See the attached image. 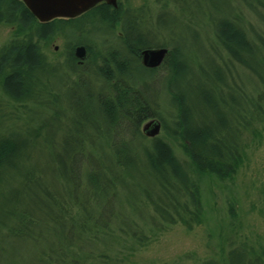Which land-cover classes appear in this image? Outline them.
Returning <instances> with one entry per match:
<instances>
[{
    "label": "trees",
    "instance_id": "16d2710c",
    "mask_svg": "<svg viewBox=\"0 0 264 264\" xmlns=\"http://www.w3.org/2000/svg\"><path fill=\"white\" fill-rule=\"evenodd\" d=\"M126 1L40 22L22 0H0V22L16 27L0 45V90L15 104L0 102V264H264V248L245 242L230 244L221 257L186 255L194 262L127 258L170 225L182 222L192 229L202 223L201 178L232 179L244 160L247 136L261 135L264 0H157L160 9L171 10L166 12ZM173 5L203 9V28L186 14L183 22H170L168 37L160 28L145 27L148 20L166 25L164 18L175 16ZM187 29L192 52L175 38ZM91 33L99 38L89 39ZM147 34L162 39L149 43ZM56 35L66 41L65 60L58 62L44 49ZM79 44L87 46L82 63L75 55ZM160 46L169 47L164 63L144 66L141 49ZM59 69L74 77L93 73L98 87L88 94L96 101L87 108L92 116L70 120L84 126L78 132L61 126L63 93L50 81ZM34 105L51 114L36 117ZM23 112L34 116L25 129L2 126ZM152 118L161 121L162 136L143 132L142 124ZM60 127H66L64 137H54ZM67 145L73 147L69 154ZM43 147L54 170H46ZM131 186L137 191L133 201L150 208L148 220L140 214L131 219L120 209Z\"/></svg>",
    "mask_w": 264,
    "mask_h": 264
},
{
    "label": "rangeland",
    "instance_id": "374dc122",
    "mask_svg": "<svg viewBox=\"0 0 264 264\" xmlns=\"http://www.w3.org/2000/svg\"><path fill=\"white\" fill-rule=\"evenodd\" d=\"M156 1L157 0H129L126 2L134 8L146 7L148 5L154 6V9L158 10V12L159 10L161 12L171 11L160 9ZM193 1L196 2V0ZM203 2L206 3L205 0ZM170 9H172L175 16L165 17L163 22L166 25H158L157 20L151 24L152 22L148 20L145 27L153 29L160 28L164 37H168L171 36V28L169 27L170 22L174 21L175 18L184 21L183 17L184 14H186L187 17H196L194 21L197 23V29L203 28V24L200 23L205 21L204 17L200 15L204 13L203 9L192 6L189 10H181V8L174 5L171 6ZM204 27L206 26L204 25ZM15 30V24L0 22V45L8 42L13 37ZM119 30L120 29H118V31ZM177 35L178 36H175L176 40L185 43L188 52H192V48H196L194 46L195 44H193L194 41H191L193 40L191 38V31L187 29L186 33L179 32ZM87 37L91 40H97L99 34L96 35V33H91L88 34ZM75 39L77 38L74 37L73 41ZM161 39V36L147 34V41L149 43L153 42L157 44ZM109 42L110 44H118L116 41ZM44 49L51 61L58 62L63 59L65 60L66 41L61 35H56L50 43L45 45ZM134 65L138 66V62L135 61ZM138 72L136 76L142 75L140 71ZM246 76L249 75L243 77L244 81L249 84L250 81ZM93 78V73L81 77H74L70 74V71L66 70L64 72L61 69H59L55 76L51 75L50 81L58 83L63 93V97L60 99V105H58L59 108L65 110L61 126L66 124L68 129H72L75 132L84 129L82 124L72 123L70 120H74V118L78 119V116H80L79 118L92 116V113L87 111V108L93 101L89 100L88 94L90 91L97 92L98 88ZM64 81L70 84L63 86ZM83 81L85 82L84 84H86L85 87L82 86ZM162 98L163 101H165L167 95L162 94ZM0 102L7 104L8 108H11L13 105L15 108V104H9V97L1 90ZM92 103L96 104V101ZM32 107L34 108L36 117H43L46 114H51L52 111L43 110L36 105ZM165 108H167V106H165ZM92 112H94V110H92ZM21 116L22 118L18 120L9 122L1 121L2 126L10 130L20 131L25 129V125L33 115L30 112H23ZM37 119L39 120V118ZM33 125L34 124H31V126ZM66 127L63 130L61 127L60 129H54V137H64ZM260 131L261 135L259 136L256 135L252 138L249 135L247 136L246 140L248 141V145L245 150L244 160L232 179H219L211 174H206L201 178L200 182L206 210L204 221L195 225L192 229H188L182 222L168 226L149 243L138 245L133 248L127 256L129 263H164L180 259L181 257L188 260V262H192L193 260L188 259L191 255H195L197 259L212 256L221 257L224 253H227L228 246L232 243L239 244L245 242L251 246L259 247L260 249L264 248V122L260 125ZM47 133H50V130H47ZM162 135L163 131L161 130L159 136ZM43 148L44 151H47L44 161L46 170H54L56 164L48 157V149L46 147ZM72 149L73 147L71 145H67L65 153L69 154ZM175 150L178 155L183 156L179 146H175ZM131 188L132 190H130V193H127L125 197L126 202L121 205L120 209L131 219L133 217L132 215L139 217L140 214L141 218L148 220L151 213L150 208L141 201H133L134 197L137 195V191L133 186H131ZM141 194H145L144 191ZM150 194L155 196V192L152 190ZM133 202L136 207L133 205ZM119 222L120 221L117 220L116 224ZM124 249H121L122 258L125 257V253L128 252L126 249L124 252ZM186 255H189V257L186 258Z\"/></svg>",
    "mask_w": 264,
    "mask_h": 264
},
{
    "label": "water",
    "instance_id": "95a60500",
    "mask_svg": "<svg viewBox=\"0 0 264 264\" xmlns=\"http://www.w3.org/2000/svg\"><path fill=\"white\" fill-rule=\"evenodd\" d=\"M31 12L41 21L48 22L55 18H75L101 2L118 7V0H23ZM168 47H147L141 49L140 56L144 66L156 68L163 64ZM75 55L82 62L87 57V46L80 44L75 48ZM162 123L153 118L143 124V131L150 137L160 134Z\"/></svg>",
    "mask_w": 264,
    "mask_h": 264
}]
</instances>
